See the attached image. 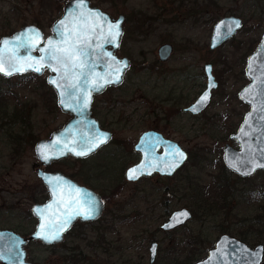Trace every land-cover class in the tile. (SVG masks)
I'll list each match as a JSON object with an SVG mask.
<instances>
[{
  "label": "rangeland",
  "instance_id": "1",
  "mask_svg": "<svg viewBox=\"0 0 264 264\" xmlns=\"http://www.w3.org/2000/svg\"><path fill=\"white\" fill-rule=\"evenodd\" d=\"M66 1L0 0V38L27 24H37L49 35ZM92 1L114 17L120 13L129 17L119 54L133 60L127 79L133 81L136 92L119 98L106 96L118 101L127 120L114 126V145L86 161L68 160L54 167L67 172L80 168L83 179L111 181L112 226H81L70 233L67 244L58 247L32 242L27 246L29 260L62 264L64 258L73 256L77 264H186L190 256L205 258L221 234L241 239L243 230H255L246 243L264 244V217L261 226L251 227L254 215H264V208L260 209L264 199L257 196L252 201L247 196L252 187L264 191V170L239 180L235 172L224 169L223 158L227 143L239 147L229 136L249 110L239 94L250 82L245 74L247 59L264 33V0ZM227 15L241 17L244 26L225 44L211 49L214 24ZM165 42L173 43L175 51L169 62L157 63L158 48ZM209 62L219 87L210 106L192 116L182 108L205 89L204 66ZM47 76L48 72L11 78L0 75V228L24 235L34 230L32 206L42 200L34 198L40 191L33 168L38 161L35 142L50 137L69 118L55 105ZM169 97L175 102L167 101ZM148 128L177 140L190 159L175 176L155 175L131 183L125 170L139 156L131 152V145ZM18 138L21 141H13ZM226 182L233 185V194L222 188ZM224 202L228 206L220 208ZM181 207L191 209L193 219L173 231L161 230L168 214ZM153 241L159 242V250L151 263Z\"/></svg>",
  "mask_w": 264,
  "mask_h": 264
},
{
  "label": "water",
  "instance_id": "2",
  "mask_svg": "<svg viewBox=\"0 0 264 264\" xmlns=\"http://www.w3.org/2000/svg\"><path fill=\"white\" fill-rule=\"evenodd\" d=\"M125 20L124 14L114 18L108 11L93 5L92 0H67L63 14L53 23L49 35H46L45 31L37 24H27L12 34L0 38V48L3 47V40H14L16 36H21V39L28 44V47L18 49V64L24 70L13 72L12 75L4 73H0V75L11 78L30 72L36 75L48 72L47 81L57 92L58 106L63 113L71 115L63 127L53 131L50 137L37 142L35 152L44 164L68 156L89 157L110 140L111 133L100 126L98 120L92 115L91 106L94 95L101 94L108 86L121 84L129 69V58L117 54L124 35ZM61 21L64 22L63 25H61ZM233 22H239V27L233 25L229 30L228 25H232ZM117 24L119 25L118 30L112 27ZM243 26V19L236 15H227L218 19L213 27L211 49H216L231 39ZM73 29H76L74 34L72 33ZM117 31L119 35H115ZM73 35L79 36L81 42L86 38L91 41V47L88 48L89 56L86 58L87 68L85 69V72L90 75L80 77L79 99L73 98L74 90L67 88L70 81L61 79L62 70L54 72L47 67H42L40 72H36L28 66L34 63L33 57L38 60L44 56L45 60L42 63H49L46 51H40V49L48 48L49 40L62 47V40H71ZM25 37H30V39L25 40ZM13 48V44L8 45L6 56L11 55ZM173 50L174 45L170 42L160 45L161 60H167ZM5 67L7 68V64ZM205 72L207 78L205 89L192 104L185 108L186 111L197 115L209 107L213 91L219 85L213 74L211 63L205 64ZM245 73L250 82L240 91L239 96L249 105V110L237 131L230 135V139H235L239 147L235 148L230 143L226 144L223 158L224 164L229 170L242 177H251L257 171L264 170V167L260 166L264 164V33L256 50L248 57ZM53 79L64 87L57 88L50 82ZM100 85L102 87L99 88V91L95 90V87ZM61 91L66 92L65 96L61 97ZM205 94L207 101L203 106H200L199 101ZM85 96L88 101L86 107L83 106ZM62 99L63 104L61 103ZM194 107L197 108L196 111L192 110ZM160 148H163L161 152ZM136 150L141 152V159L126 170L127 179H130V170L134 168L137 169V172L134 173L137 177L135 179L143 176L148 177L154 173L173 175L189 158L188 152L178 142L164 138L160 132L154 130H148L141 135ZM176 150L183 153V157L177 155ZM76 153L82 154L77 155ZM38 175L49 186L52 197L46 202L35 203L32 206V212L37 217L38 224L28 237H24L10 228H0L1 264H34L28 259L26 249L30 240H40L45 244L59 243L75 220L78 218L82 221L96 220L103 212L104 201L92 189L74 181L71 183L76 186L71 189L59 188V185L65 183V179H71L61 172L39 171ZM182 212L187 215H179ZM85 216L89 218H85ZM192 217L193 213L190 209H177L170 214L161 228L163 230L175 229L185 225ZM66 221L67 224H65ZM42 225L44 233L49 236L58 234L59 238L49 241L45 240L42 235H38L42 231ZM149 250L150 262L154 263L158 253V242H153ZM263 263V243L253 247L240 238L223 233L215 241L214 246L208 250V255L192 264Z\"/></svg>",
  "mask_w": 264,
  "mask_h": 264
},
{
  "label": "flooded vegetation",
  "instance_id": "3",
  "mask_svg": "<svg viewBox=\"0 0 264 264\" xmlns=\"http://www.w3.org/2000/svg\"><path fill=\"white\" fill-rule=\"evenodd\" d=\"M92 4H93V1H92ZM93 5H95V4H93ZM95 6H97V5H95ZM100 7V6H99ZM121 14H123V13H120L117 17H119ZM125 15V17H126V20H125V24H124V35H125V32H126V25H127V23H128V20H129V17L126 15V14H124ZM113 16V15H112ZM114 17V16H113ZM117 17H114V18H117ZM150 19H152V17H149V19L148 20H150ZM145 21V20H144ZM143 21V22H144ZM244 22V21H243ZM213 32V31H212ZM124 35H123V37H124ZM212 36V35H211ZM123 39L124 38H122V42H121V46H120V49L118 50V52H117V54H119V51L121 50V47H122V44H123ZM232 39V38H231ZM230 40V39H229ZM228 40V41H229ZM227 42V41H226ZM225 42V43H226ZM166 43V42H165ZM225 43H223V44H225ZM173 44V43H172ZM222 44V45H223ZM162 45V44H161ZM174 45V44H173ZM221 45V46H222ZM160 47V46H159ZM220 47V46H219ZM174 51H175V46H174V50H173V53H174ZM158 59H157V63H167V62H169L170 60H171V58H172V55H173V53L171 54V56L167 59V60H165V61H163V60H161V58H160V56H159V48H158ZM120 55V54H119ZM120 56H127L128 58H129V60H130V66H129V69H128V71L126 72V74H125V78H124V80L121 82V84H119V85H117V86H113V85H111V86H108L101 94H98V95H94L93 96V101H92V106H91V112H92V115L98 120V122H99V124H100V126L104 129V130H106V131H109L110 133H111V138H110V140L105 144V145H103L102 147H100L98 150H97V152L96 153H94V154H92L91 156H89V157H84V158H82V157H74V156H68V157H66V158H62V159H60V160H57V161H52V162H50L49 164H44L39 158H38V156H37V154H36V156H37V158H38V161H35L34 163H33V168H34V170L36 171V174H37V176H38V178H39V181H40V191L39 192H37L36 194H38V195H36V196H34V198H36V197H39L40 196V198H42V200L41 201H38V202H36V203H43V202H46L47 200H49L51 197H52V191L49 189V186L42 180V178L38 175V173H39V171H45V172H61V173H63V174H65V175H67V176H69L71 179H65L66 181H65V183H63V184H61V185H59V188H69V189H71V187H73V186H76V185H74L73 183H71L72 181H74V182H76V183H78V184H80V185H82V186H85V187H87V188H90V189H92L97 195H99V197L104 201V209H103V212H102V214L96 219V220H90V221H82L80 218H78L77 220H75L74 222H73V224L71 225V227H70V229L67 231V233L65 234V236H64V238H63V240L61 241V242H59V243H54V244H45V243H43L42 241H40V240H30L29 242H28V244L26 245V249H27V246L30 244V243H32V242H37V243H41V244H44V245H47V246H51V247H58V246H61V245H65V244H67L68 243V237H69V235H70V233H74L75 232V230H76V228H79V227H81V226H86V225H92V224H94V225H97V226H105V227H110V226H112V220H113V218H112V213L111 212H109L110 210H108V208L110 207V205H111V201L113 200V195H112V186H111V184H110V182L108 181H105V180H103V179H100V180H97V179H83L81 176H80V173H81V171H80V168H77V170L76 171H72V172H67V171H64V170H62V169H58V168H55L54 166L56 165V164H60V163H64V162H66V161H68V160H72V161H76V162H81V161H86V159H89L90 157H92L93 155H96V154H98V153H100L101 152V150L102 149H104V148H108V147H111L112 145H114V142L117 140V132H116V128H114V126L115 125H117L118 124V122H120V121H123V120H125V122L127 121L126 120V118L125 117H123L122 116V110H121V107L118 105V101H116L115 99H112V100H110L109 98H107L108 97V95H110V94H115V97H122V96H124L126 93L128 94H131V93H133V92H136V87H134V86H132L133 84H132V82L133 81H130V80H128L127 79V76H128V72L130 71V70H132V68H133V60H132V58L129 56V55H120ZM248 60V59H247ZM210 63V62H209ZM207 64V63H206ZM212 64V63H211ZM213 65V64H212ZM204 70H205V66H204ZM213 74H214V68H213ZM246 74V73H245ZM205 75H206V72H205ZM215 75V74H214ZM216 77V76H215ZM217 79V78H216ZM206 80H207V78H206ZM218 81V80H217ZM47 83H48V81H47ZM218 83H219V81H218ZM49 84V83H48ZM50 85V93H51V95H52V98H53V100L56 102V104L58 105V97H57V92H56V90L53 88V86L51 85V84H49ZM218 87H219V85H218ZM245 87V86H244ZM243 87V88H244ZM133 89V90H132ZM218 89V88H217ZM216 90V89H215ZM214 90V91H215ZM214 91H213V96H214ZM200 95V94H199ZM198 95V96H199ZM107 96V97H106ZM197 96V97H198ZM197 97L192 101V102H190L187 106H184L183 108H182V110L184 111V112H186V113H189V114H191L192 116H198V115H201V114H193V113H191V112H189V111H186L185 110V108L186 107H188L190 104H192L196 99H197ZM172 101V102H175V98H171V97H169L168 99H167V101ZM212 100H213V97H212ZM212 102V101H211ZM211 104V103H210ZM210 106V105H209ZM60 108V107H59ZM124 112V111H123ZM66 115H68L69 116V118L71 117V115H69V114H67V113H65ZM246 114V113H245ZM245 114H244V116H245ZM113 116H115V117H113ZM244 116H243V118H244ZM69 118H68V120H69ZM243 120V119H242ZM67 122V121H66ZM242 122V121H241ZM65 124V123H64ZM241 124V123H240ZM64 126V125H63ZM62 126V127H63ZM240 126V125H239ZM238 126V127H239ZM59 129V128H58ZM238 129V128H237ZM23 130V132H25L27 129L26 128H23L22 129ZM148 130H154V131H157V132H160L163 136H164V138H167V139H171V140H174V141H176V142H178L177 140H175V139H172V138H170V137H167L164 133H162L161 131H158V130H156V129H146V130H143L141 133H140V135L138 136V139H137V141L136 142H134L133 143V145H131V152H133V154L135 155V153H138L139 154V156H138V159L135 161V162H133V164H131L129 167H131V166H133V165H135V164H137L139 161H140V159H141V152H139V151H137L136 150V145H137V143H138V141H139V139H140V137H141V135L144 133V132H146V131H148ZM55 131V130H54ZM237 131V130H236ZM236 131H234V132H236ZM53 132V131H52ZM234 132H232V133H234ZM231 133V134H232ZM52 134V133H51ZM50 134V135H51ZM230 134V135H231ZM45 138H47V137H45ZM41 139H43V138H41ZM41 139H39V140H41ZM229 139H230V136H229ZM39 140H37L36 142H35V145H34V149H35V146H36V144H37V142L39 141ZM231 140V139H230ZM233 140H235V139H233ZM13 141L14 142H17V141H21V138H18V139H13ZM119 142H121V141H119ZM179 143V142H178ZM230 143V142H229ZM121 144L122 143H119L118 144V146L117 145H115L116 147H117V150L119 149V147L121 146ZM180 144V143H179ZM228 144V143H227ZM231 144V143H230ZM181 145V144H180ZM232 145V144H231ZM182 146V145H181ZM233 146V145H232ZM116 147H115V150H116ZM237 148V147H236ZM163 150V148H160V152ZM186 150V149H185ZM187 151V150H186ZM188 152V151H187ZM36 153V152H35ZM188 154H189V152H188ZM110 156H111V154H110ZM110 156H108V155H105V160H107V159H109V157ZM190 159V154H189V158L186 160V162L183 164V166L188 162V160ZM183 166H181L173 175H161V174H159V173H154L153 175H151V176H143V177H140L139 179H127V177H126V175H125V177H126V179L129 181V182H131V183H138V182H140V181H142V180H144V178H151V177H153V176H155V175H160V176H165V177H172V176H175L176 174H177V172L178 171H180L181 170V168L183 167ZM128 167V168H129ZM127 168V169H128ZM126 169V170H127ZM126 170H125V173H126ZM238 175V174H237ZM252 177V176H251ZM238 178H239V180H246V178H250V177H242V176H240V175H238ZM176 190V189H175ZM39 198V199H40ZM36 199H38V198H36ZM181 208H188V207H181ZM181 208H177V209H181ZM177 209H174L173 211H175V210H177ZM189 209V208H188ZM191 210V209H190ZM173 211H171L169 214H168V216H167V218L161 223V225H160V229L161 230H163L162 228H161V226H162V224L168 219V217L170 216V214L173 212ZM192 212V211H191ZM193 213V212H192ZM32 214H33V212H32ZM33 216L36 218V226H37V224H38V219H37V217L33 214ZM194 216V215H193ZM192 219H193V217H192ZM191 219V220H192ZM191 220H189V221H191ZM188 221V222H189ZM187 222V223H188ZM186 223V224H187ZM185 224V225H186ZM36 226H35V228H36ZM182 226H184V225H182ZM182 226H180V227H177V228H181ZM35 228H34V230H35ZM177 228H175V229H177ZM175 229H171V230H163V231H167V232H170V231H173V230H175ZM14 230V229H13ZM33 230V231H34ZM16 231V230H15ZM32 231V232H33ZM18 232V231H17ZM31 232V233H32ZM18 233H20V232H18ZM31 233H29V234H22V233H20L21 235H23L24 237H28ZM78 235L80 236V233H78ZM153 242H155V241H153ZM152 242V243H153ZM156 242H158V241H156ZM151 243V244H152ZM215 243V242H214ZM151 244H150V246H151ZM150 248V247H149ZM158 250H159V242H158ZM27 252H28V250H27ZM149 252H150V250H149ZM157 256H158V253H157ZM28 259H29V255H28ZM156 259H157V257H156ZM31 261V260H30ZM156 261V260H155ZM197 261V260H196ZM31 262H33V261H31ZM195 262V261H194ZM34 263V262H33ZM35 264V263H34Z\"/></svg>",
  "mask_w": 264,
  "mask_h": 264
},
{
  "label": "snow or ice",
  "instance_id": "4",
  "mask_svg": "<svg viewBox=\"0 0 264 264\" xmlns=\"http://www.w3.org/2000/svg\"><path fill=\"white\" fill-rule=\"evenodd\" d=\"M64 22L61 21V25H63ZM239 27V22H233L232 25H228L229 30L233 27ZM112 27L116 28L118 30L119 25H113ZM76 29L72 30V33L74 34ZM61 35H63L61 33ZM115 35H119V32L117 31ZM30 39V37H25V40ZM19 42V43H16ZM48 48L40 49V51H46V58L49 63L43 64L42 62L45 60V57L42 56L40 59L32 58L34 61L33 64H29L28 66L33 68L34 71L40 72L42 70V67H47L51 69L54 72L61 71L62 70V76L61 79L70 81L67 84V88H70L73 91V98L79 99L78 93L81 91L79 85H80V77H85L86 75H90V73H86L85 69L87 68V60L86 58L89 56L88 48L91 47V41L90 39H84L81 42V39L79 36L73 35V38L71 40L63 39L62 44L63 46H58L56 42L49 40L48 42ZM3 47L0 48V73H4L6 75H12L13 72H20L24 69L19 66L18 64V49L22 47H28V44L21 39V36H16L14 40L5 39L2 41ZM13 44L14 48L11 51V55H7L6 53L8 51V45ZM5 64H7V68L5 67ZM55 65V66H54ZM54 85H56L57 88H62L64 85L58 84L55 79L50 81ZM118 82V81H116ZM102 87V85L95 87V90L99 91V88ZM251 91V90H248ZM66 92L61 91L60 95L61 97L65 96ZM207 101V95L201 97V100L199 101V105L203 106V104ZM61 103L63 104V99L61 100ZM87 98L85 96V99L83 101V106H87ZM193 111H196L197 108L194 107L192 109ZM177 151V155L180 157H183V153ZM77 155H81L82 153H76ZM47 158V157H45ZM260 166L264 167V164H261ZM142 167V166H141ZM137 172V169H131L129 173L130 179L137 178L134 173ZM55 194V193H54ZM39 211V210H37ZM179 215L186 216V213H180ZM85 218H89L88 216H85ZM67 224V221L65 222ZM44 226H41V233H38V235H42L45 240H55L58 239V234L49 236L47 233H44L43 231Z\"/></svg>",
  "mask_w": 264,
  "mask_h": 264
},
{
  "label": "trees",
  "instance_id": "5",
  "mask_svg": "<svg viewBox=\"0 0 264 264\" xmlns=\"http://www.w3.org/2000/svg\"><path fill=\"white\" fill-rule=\"evenodd\" d=\"M30 75H32V76H34V74L33 73H30ZM1 96V95H0ZM56 106H58L57 104H55ZM24 125V124H23ZM224 169H226V171H227V168H226V166L224 165ZM224 180L225 179H222V182L221 181H219L218 182V184H221V183H223L224 182ZM247 180V179H246ZM222 188H227V190H229L228 191V193L229 192H232V194L234 193V189H233V185H229V183L228 182H226L225 183V185H222ZM226 194L227 193H223V194H220L222 197H225L226 196ZM219 195V194H218ZM219 195V196H220ZM247 196H250V198H252L253 197V199H252V201L254 200L255 201V199L257 198V196H262L263 198L262 199H264V191H258L255 187H252V188H249V189H247ZM249 198V199H250ZM226 206H228V204L227 203H223L222 205H221V207L220 208H226ZM261 206L262 207H260V209L261 210H263L262 208H264V204H261ZM216 208V207H215ZM214 210H216V209H214ZM260 212V211H259ZM263 212V211H262ZM261 212V213H262ZM264 214V213H263ZM264 217V215H259V213H257V215H254V217L251 219V227L252 228H254V227H259V226H261V224H262V218ZM253 234V233H255V230H253V231H250V230H243V232H240V235H241V239L242 240H246L247 238H248V236L250 235V234ZM73 256H71L69 259H65L64 258V260H63V263L62 264H77V263H75V261H76V259H73L72 258ZM193 259V260H192ZM188 260H190L188 263H186V264H192L194 261H196L195 260V257L194 258H192L191 256L189 257V259ZM264 264V263H263Z\"/></svg>",
  "mask_w": 264,
  "mask_h": 264
}]
</instances>
